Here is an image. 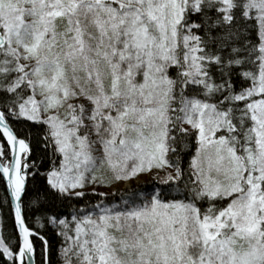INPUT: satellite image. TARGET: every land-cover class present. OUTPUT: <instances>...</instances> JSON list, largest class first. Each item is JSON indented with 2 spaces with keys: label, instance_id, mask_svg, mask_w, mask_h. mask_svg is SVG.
Returning a JSON list of instances; mask_svg holds the SVG:
<instances>
[{
  "label": "snow or ice",
  "instance_id": "obj_1",
  "mask_svg": "<svg viewBox=\"0 0 264 264\" xmlns=\"http://www.w3.org/2000/svg\"><path fill=\"white\" fill-rule=\"evenodd\" d=\"M0 264H264V0H0Z\"/></svg>",
  "mask_w": 264,
  "mask_h": 264
}]
</instances>
